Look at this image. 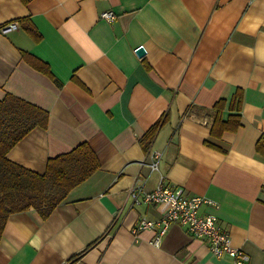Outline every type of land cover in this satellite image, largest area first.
<instances>
[{"label": "crops", "instance_id": "crops-1", "mask_svg": "<svg viewBox=\"0 0 264 264\" xmlns=\"http://www.w3.org/2000/svg\"><path fill=\"white\" fill-rule=\"evenodd\" d=\"M11 21L0 32V100L47 120L7 157L43 173L85 144L98 166L48 215L11 214L0 264H234L179 224L159 247L149 242L157 227L134 237L165 207L134 205L127 191H152L159 172L214 200L199 214H217L244 264H264V0H0V27ZM152 151L159 172L143 163Z\"/></svg>", "mask_w": 264, "mask_h": 264}, {"label": "trees", "instance_id": "trees-1", "mask_svg": "<svg viewBox=\"0 0 264 264\" xmlns=\"http://www.w3.org/2000/svg\"><path fill=\"white\" fill-rule=\"evenodd\" d=\"M221 106L222 101L217 104L219 109ZM46 120L47 113L29 103L12 96L0 100V238L11 214L36 208L48 215L72 188L97 169L96 157L85 144L48 159L43 173L11 161L8 151L31 129L44 126ZM220 124V119L215 122V125ZM158 126L153 127L149 135L152 136ZM225 129V125L219 128L220 131ZM261 145L259 142V147Z\"/></svg>", "mask_w": 264, "mask_h": 264}, {"label": "built area", "instance_id": "built-area-1", "mask_svg": "<svg viewBox=\"0 0 264 264\" xmlns=\"http://www.w3.org/2000/svg\"><path fill=\"white\" fill-rule=\"evenodd\" d=\"M101 17L110 22L115 18V15L112 11H108L103 12ZM17 27L18 24L11 21L1 26L0 32L5 34ZM161 155L160 151H152L143 160V163L147 164L151 171L159 172ZM127 194L134 205L160 204L165 207L157 220L141 218L131 229L134 237H137L141 231L153 230L157 227V231L149 242L151 245L159 247L169 225L179 224L185 227L193 237L203 239L213 256L217 258L228 256L234 264L248 262L249 255L241 248L232 245L229 233L221 229L214 211L199 214V209L203 204L218 208V204L214 200L203 196L186 195L182 187L167 182L160 172L157 185L152 191H145L142 185H132Z\"/></svg>", "mask_w": 264, "mask_h": 264}, {"label": "water", "instance_id": "water-1", "mask_svg": "<svg viewBox=\"0 0 264 264\" xmlns=\"http://www.w3.org/2000/svg\"><path fill=\"white\" fill-rule=\"evenodd\" d=\"M136 54L138 55V56H142L143 54H144V49H143V47H138L137 49H136Z\"/></svg>", "mask_w": 264, "mask_h": 264}]
</instances>
